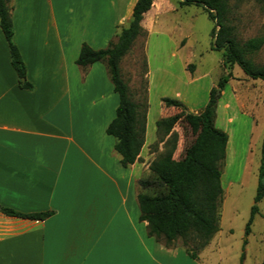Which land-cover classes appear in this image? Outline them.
<instances>
[{"label": "crops", "instance_id": "obj_1", "mask_svg": "<svg viewBox=\"0 0 264 264\" xmlns=\"http://www.w3.org/2000/svg\"><path fill=\"white\" fill-rule=\"evenodd\" d=\"M68 1L9 0L13 42L31 90L20 86L0 27V264H195L181 247L148 237L139 220L138 181L150 174L161 116L148 104L145 143L124 168L106 133L119 104L107 66L76 64L83 44L101 50L117 40L138 0ZM68 8L74 20H66ZM176 11L170 0H154L142 21L148 102L160 100L167 116L176 108L163 98L192 110L188 88L196 80L188 69L193 40L171 18ZM3 209L52 215L29 220Z\"/></svg>", "mask_w": 264, "mask_h": 264}, {"label": "trees", "instance_id": "obj_2", "mask_svg": "<svg viewBox=\"0 0 264 264\" xmlns=\"http://www.w3.org/2000/svg\"><path fill=\"white\" fill-rule=\"evenodd\" d=\"M153 2L154 0H138L129 24L120 28L115 42L101 50H94L83 44L76 60V64L82 68L95 63H105L107 66L119 104L115 118L108 125L106 133L115 139L114 150L124 168H129L139 159L145 143L146 115L141 114V106L129 93L128 84L121 75L120 63L131 51L135 41L146 34L142 21L144 15L152 8ZM179 5L202 7L214 22L211 49L222 52L224 67L238 66L248 79L264 82V65H259L253 60V56L264 47V37L251 38L243 43L237 40L235 28L229 24L231 10L228 0H182ZM0 27L8 44L11 65L18 75L20 86L31 90L33 86L26 80L24 61L13 42L14 27L9 0H0ZM193 67L189 66L191 69ZM230 78V74L224 76L216 87L211 89L208 102L201 112H181L157 122V135H170L178 123H183L191 131L194 140L186 148L183 158H173V147L170 152H165L151 163L149 170L152 178L138 181L139 220L147 223L148 237L163 243L167 248L175 247L176 243L182 240L186 254L193 260L199 259V253L220 231L223 197L221 166L226 158L229 136L216 127L215 120L218 100ZM162 103L166 107H184L179 100L171 98H163ZM151 190L154 191L153 195L147 193ZM263 198L264 139L255 205L246 224V236L250 234L251 225L258 214L257 204ZM2 211L7 216L38 221L52 215L51 212L21 214L10 209ZM190 240L192 245L189 244ZM243 260L244 254L241 263Z\"/></svg>", "mask_w": 264, "mask_h": 264}, {"label": "rangeland", "instance_id": "obj_3", "mask_svg": "<svg viewBox=\"0 0 264 264\" xmlns=\"http://www.w3.org/2000/svg\"><path fill=\"white\" fill-rule=\"evenodd\" d=\"M67 1L65 0L66 7L72 4V1ZM170 1L177 9L171 18L175 20L180 31L191 34L194 44L195 60L189 65L194 67L191 69L188 66L196 79L193 86L188 88L192 90L189 105L192 110L184 105L183 108H176L174 114L167 116L164 110H168L163 109L160 100L153 104L148 102L144 51L146 34L124 58V81L128 84L133 100L141 106L142 115L147 116L151 105L163 119L181 112H201L208 102L210 89L214 85L216 87L221 78L230 74L231 78L223 91L224 94L222 92L218 100L215 120V125L225 131L230 139L229 150L221 166L223 197L220 231L203 250L204 253L201 251L199 254L203 253L201 264H264V198L257 204L258 214L251 225L250 234L245 235L246 224L255 205L264 139V82L248 79L238 66H223L222 52L211 49V35L215 24L202 7H181L179 3L182 0ZM228 3L231 10L229 24L235 28L238 41L243 43L251 38L264 37V0H228ZM68 10L69 8L66 10V20H74L75 14L69 13ZM183 58L185 59L179 56L176 59L179 82L180 79L184 81ZM253 60L259 65H264V47L253 56ZM179 88L182 89L180 86ZM171 134L173 135L170 138ZM171 134H158L157 142L150 148V153H154L153 161L165 152H170L173 147V158L180 160L194 140L191 131L183 123H178ZM147 178H152V175L149 174ZM147 193L153 195L154 191ZM189 244H193L191 240ZM176 246L185 252L182 240H179ZM242 254L244 260L241 263ZM190 260L199 264L197 260Z\"/></svg>", "mask_w": 264, "mask_h": 264}]
</instances>
